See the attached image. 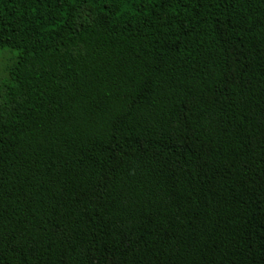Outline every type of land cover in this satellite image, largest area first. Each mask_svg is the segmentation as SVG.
I'll use <instances>...</instances> for the list:
<instances>
[{"label": "trees", "instance_id": "trees-1", "mask_svg": "<svg viewBox=\"0 0 264 264\" xmlns=\"http://www.w3.org/2000/svg\"><path fill=\"white\" fill-rule=\"evenodd\" d=\"M0 264H264V0H0Z\"/></svg>", "mask_w": 264, "mask_h": 264}, {"label": "rangeland", "instance_id": "rangeland-1", "mask_svg": "<svg viewBox=\"0 0 264 264\" xmlns=\"http://www.w3.org/2000/svg\"><path fill=\"white\" fill-rule=\"evenodd\" d=\"M8 53H0V77L2 75V68H3V64L7 61V59L9 58V55H7Z\"/></svg>", "mask_w": 264, "mask_h": 264}]
</instances>
